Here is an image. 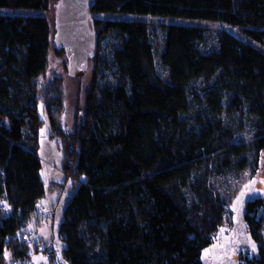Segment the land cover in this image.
Returning a JSON list of instances; mask_svg holds the SVG:
<instances>
[{
  "label": "trees",
  "instance_id": "16d2710c",
  "mask_svg": "<svg viewBox=\"0 0 264 264\" xmlns=\"http://www.w3.org/2000/svg\"><path fill=\"white\" fill-rule=\"evenodd\" d=\"M50 4L0 0V264L34 250L19 233L46 194L40 99L75 185L59 229L67 263L203 264L227 213L218 181L264 150V0H96L94 81L72 129L58 81L41 93ZM246 210L259 251L244 264H264V197Z\"/></svg>",
  "mask_w": 264,
  "mask_h": 264
},
{
  "label": "rangeland",
  "instance_id": "374dc122",
  "mask_svg": "<svg viewBox=\"0 0 264 264\" xmlns=\"http://www.w3.org/2000/svg\"><path fill=\"white\" fill-rule=\"evenodd\" d=\"M57 1L51 0L50 7L45 12L49 21H51L52 46L49 51V67L41 78V93L43 94L47 90V83L58 81L65 98L64 126L67 129H72L76 120L77 106L84 105L85 95L93 84L96 63L91 60L88 70L82 73V76L73 77L68 74L69 64L67 56L62 50L56 49L53 44L56 33V10L54 4ZM16 11L28 13L34 10L19 8ZM96 16L105 18L106 15L96 14ZM147 20L155 25H159L162 21L190 25L199 24L208 27L212 35H216L221 30L231 31L237 36L240 35L239 30L233 28V26L228 27L223 23H215L207 19H189L185 17L158 19L151 17L147 18ZM38 110L44 122L39 130L37 150L42 158L43 165L40 170V176H42L46 186V194L40 201L39 207L44 209L48 218L39 223L36 216L33 219L34 222H31L27 228L35 229L38 239L42 238L45 242L52 243L56 248L58 258H62L60 259L62 263L64 242L61 239L59 229L63 220L65 206L70 200L71 194L75 191V185L72 177L69 176L67 178L63 170L65 165L63 142L59 138L52 136L51 124L43 99L38 102ZM252 134L251 130L246 129L239 135L237 141L241 139L248 140L252 137ZM259 155L256 168L251 166L243 171L229 172L218 181V190L222 192L228 202L227 213L214 241L203 250V264H244L246 263L245 256L250 258L258 255L259 244L256 243L248 229L245 214L247 211L246 205L251 198L264 197V150ZM34 240L36 241V237ZM12 258L13 255L8 254L7 264H11Z\"/></svg>",
  "mask_w": 264,
  "mask_h": 264
},
{
  "label": "water",
  "instance_id": "95a60500",
  "mask_svg": "<svg viewBox=\"0 0 264 264\" xmlns=\"http://www.w3.org/2000/svg\"><path fill=\"white\" fill-rule=\"evenodd\" d=\"M96 0H58L55 5L56 49H63L68 60V74L77 77L88 70L98 49V30L93 18ZM34 264H51L48 258L34 256Z\"/></svg>",
  "mask_w": 264,
  "mask_h": 264
},
{
  "label": "built area",
  "instance_id": "2783aa9c",
  "mask_svg": "<svg viewBox=\"0 0 264 264\" xmlns=\"http://www.w3.org/2000/svg\"><path fill=\"white\" fill-rule=\"evenodd\" d=\"M37 221L40 223L47 218V214L43 208L39 207L37 212ZM19 236L21 238L26 239L28 242L32 243L34 250L30 253V255L17 256L13 255L11 264H34V256H38L39 258L44 257L49 259V263L51 264H68L63 256V261L61 263L62 258H58V253L56 252V248L51 243L45 242L42 238L38 239L36 236L35 229L26 228L20 231ZM36 237V241L34 240Z\"/></svg>",
  "mask_w": 264,
  "mask_h": 264
},
{
  "label": "snow or ice",
  "instance_id": "6c2138e0",
  "mask_svg": "<svg viewBox=\"0 0 264 264\" xmlns=\"http://www.w3.org/2000/svg\"><path fill=\"white\" fill-rule=\"evenodd\" d=\"M253 247H255V246H253Z\"/></svg>",
  "mask_w": 264,
  "mask_h": 264
}]
</instances>
